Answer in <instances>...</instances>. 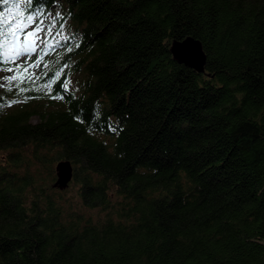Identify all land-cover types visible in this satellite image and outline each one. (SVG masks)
Here are the masks:
<instances>
[{"label": "trees", "instance_id": "obj_1", "mask_svg": "<svg viewBox=\"0 0 264 264\" xmlns=\"http://www.w3.org/2000/svg\"><path fill=\"white\" fill-rule=\"evenodd\" d=\"M37 9L68 39L38 48L39 74L0 63L19 65L0 87V264H264V0H7L0 17ZM189 37L202 73L171 55ZM59 162L97 216L53 187Z\"/></svg>", "mask_w": 264, "mask_h": 264}, {"label": "snow or ice", "instance_id": "obj_2", "mask_svg": "<svg viewBox=\"0 0 264 264\" xmlns=\"http://www.w3.org/2000/svg\"><path fill=\"white\" fill-rule=\"evenodd\" d=\"M0 2L7 3V0H0ZM27 2L31 4L32 0H27ZM13 6H18V5H13ZM41 15H43L42 10L37 9L36 12L28 14L26 16L25 18L26 22L20 21L18 25L9 23V26L7 27H4L5 21L3 17H0V63H4L10 60L14 62L15 59L18 58L19 56L25 54L31 55L33 52L36 51V48L38 46L37 41H41L45 49L52 47V45L48 42L47 37L51 36L52 29L53 27H55L56 24V19H53L51 25L47 27L45 38L42 39L39 34L41 32H45V29L42 27L44 21L39 20V22H36ZM59 16L60 14L56 13V17L58 18ZM33 24H35V26L32 27V30L25 33L23 38V43L22 44L19 43L20 37L18 36L17 33L23 31L25 28L32 26ZM61 28H63V25H61ZM57 35H60V33L58 32ZM62 39H68V38L62 37ZM35 63L36 64L39 63V58ZM30 66H35V65H30ZM17 68H19V66H17ZM2 70L8 72L16 71V69L13 68H7ZM22 71L26 72L27 69H23ZM57 75H59V73H57ZM4 79L11 82L13 80L18 79V76L13 75L10 77H5ZM2 86L3 85H0V87Z\"/></svg>", "mask_w": 264, "mask_h": 264}, {"label": "water", "instance_id": "obj_3", "mask_svg": "<svg viewBox=\"0 0 264 264\" xmlns=\"http://www.w3.org/2000/svg\"><path fill=\"white\" fill-rule=\"evenodd\" d=\"M170 52L172 57L178 63L184 64L198 73H202L204 71L206 57L199 41L189 37L183 41L172 42ZM55 171L56 180L53 187L60 190L66 189L72 180V167L70 163H57Z\"/></svg>", "mask_w": 264, "mask_h": 264}, {"label": "rangeland", "instance_id": "obj_4", "mask_svg": "<svg viewBox=\"0 0 264 264\" xmlns=\"http://www.w3.org/2000/svg\"><path fill=\"white\" fill-rule=\"evenodd\" d=\"M12 11H14V10H12ZM50 13L52 15H54L55 12H50ZM32 27H34V25L28 27L27 30H25L24 32H18L17 33L18 36L20 37L19 43H21V44L23 43V38H24L25 33L28 32V31H31ZM43 28L45 29V32H41L39 34L42 39L45 38V33L47 31L46 27H43ZM57 33L58 32L53 33V31H52V34H51L52 35V39L50 41H48L50 44H53L57 39H61V37H62L61 32H60V35H57ZM37 45L38 46L36 48V51L33 52L31 55L25 54V55L19 56L18 58L15 59V63H18L19 65H23V64H25L27 62L26 64H27L29 70L32 71L34 74L41 73L42 70L44 69V65L47 64V63H50V62H52L54 60V57H52L51 55H49V56L46 55V57L43 60L42 64H41V62H39L38 64L33 62L31 59L36 57L37 52H38V48L44 47L43 43L41 41H37ZM47 49L44 48V50H46V51H47ZM10 55H11V53H10ZM30 65H35V66H30ZM7 68H12V67H7ZM7 68H4V69H7ZM13 69H17V67L16 68L13 67ZM14 73H15V71L14 72H8V71H5V70H0V85H5L8 82V80H6L4 78L13 76ZM36 119H37L36 117H33L32 120L35 121ZM55 167H56V164L54 165V170H55ZM55 175H56V171H55ZM67 188H66L68 190L67 193L70 196V200H69L70 201V211H75V212L79 211V212H82L83 215H85V216L94 217V216L98 215V212L96 210L91 212V211L85 210V209L80 207L79 202H78V197H77V194H76V188L74 186H70V188L69 187H67ZM68 206H69V204H68ZM68 206H66V208H68Z\"/></svg>", "mask_w": 264, "mask_h": 264}]
</instances>
